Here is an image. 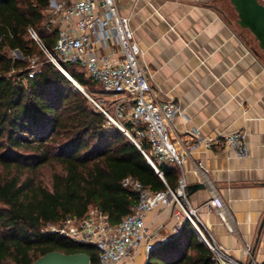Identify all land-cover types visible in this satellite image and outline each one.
<instances>
[{
  "label": "trees",
  "instance_id": "obj_1",
  "mask_svg": "<svg viewBox=\"0 0 264 264\" xmlns=\"http://www.w3.org/2000/svg\"><path fill=\"white\" fill-rule=\"evenodd\" d=\"M49 2L0 0V264H32L50 252L86 253L97 264L94 246L42 229L68 218L83 220L91 208L118 225L137 204V195L122 185L125 178L158 193L177 190L181 177L178 168L164 165L162 180L31 38L32 28L54 48L57 32L45 26ZM14 51L23 59L14 58ZM36 57L42 66L30 78ZM65 69L84 89L96 86L78 68ZM147 264L216 263L187 220L178 235L151 252Z\"/></svg>",
  "mask_w": 264,
  "mask_h": 264
},
{
  "label": "crops",
  "instance_id": "obj_2",
  "mask_svg": "<svg viewBox=\"0 0 264 264\" xmlns=\"http://www.w3.org/2000/svg\"><path fill=\"white\" fill-rule=\"evenodd\" d=\"M116 2L130 18L152 96L181 106L173 137L189 142L194 130L205 137L247 134L248 157L220 146L197 149L180 176L186 188L204 185L185 203L197 211L207 237L240 263L264 264V229L253 252L264 220V59L253 46V35L236 25L237 13L226 10L224 0ZM215 196L224 202L232 230L209 209ZM183 220L174 205L150 212L151 243L157 247L163 238L172 239ZM137 259L136 264H145L144 247L123 264Z\"/></svg>",
  "mask_w": 264,
  "mask_h": 264
},
{
  "label": "built area",
  "instance_id": "obj_3",
  "mask_svg": "<svg viewBox=\"0 0 264 264\" xmlns=\"http://www.w3.org/2000/svg\"><path fill=\"white\" fill-rule=\"evenodd\" d=\"M45 26L48 32H57L52 50L32 28L29 29L31 38L64 74L69 76L65 66H74L87 80L99 85L102 96L114 97L106 108L104 100H94L86 94L95 109L106 117L107 125L121 131L162 180L161 166H174L183 173L187 159L197 149L212 150L220 146L234 151L240 158L250 155L247 134L242 131L205 137L194 130L189 134V142L180 135L173 137V122L181 114V106L176 102L157 101L152 96L148 69L142 62V51L135 41L130 18L120 12L116 0H50ZM31 63L30 78H33L40 70L34 59ZM122 185L137 195V204L120 224L112 225L107 215L91 208L83 220L68 218L58 224H49L42 233L58 235L75 244L94 246L98 251L97 264H123L128 259L134 260L143 247L147 262L156 248L151 243L147 216L161 205H174L184 214L183 221L188 220L193 225L212 251L216 264H243L204 233L197 211L185 203L184 176L180 178L177 190L169 188L167 192L154 193L133 177L125 178ZM208 207L232 230L220 197H213ZM184 222L177 224L175 236ZM169 240L163 238L161 243Z\"/></svg>",
  "mask_w": 264,
  "mask_h": 264
},
{
  "label": "water",
  "instance_id": "obj_4",
  "mask_svg": "<svg viewBox=\"0 0 264 264\" xmlns=\"http://www.w3.org/2000/svg\"><path fill=\"white\" fill-rule=\"evenodd\" d=\"M230 3L238 15V25L241 28L250 31L256 42H258L259 48L264 53V0H230ZM17 52L21 55L19 51ZM66 76L71 80L70 76ZM73 84L75 85L74 82ZM78 90L86 96L85 92L81 91L80 89ZM203 188V184L187 187L186 198L191 196L196 190ZM263 229L264 220L260 226L258 238L256 240L253 252H255L256 247L258 246ZM149 259L150 255L146 264L148 263ZM32 264H92V261L91 257L86 253L64 254L61 252H50Z\"/></svg>",
  "mask_w": 264,
  "mask_h": 264
},
{
  "label": "rangeland",
  "instance_id": "obj_5",
  "mask_svg": "<svg viewBox=\"0 0 264 264\" xmlns=\"http://www.w3.org/2000/svg\"><path fill=\"white\" fill-rule=\"evenodd\" d=\"M224 2H225L224 4L226 6V10L233 12L234 8L231 5L230 0H224ZM235 22H236V25L238 26V23H237L238 22V15L237 14L235 15ZM252 43H253V46L255 47V49L260 53L261 57L264 59V53L262 52V50H260L258 42H256L254 36L252 37ZM11 55L16 59H19V60L23 59L22 56L17 51L12 52ZM40 61H41V58H40ZM38 62H39V58L36 57L34 59V64L37 68H39V67L41 68L42 64L41 63L38 64ZM84 90H85L86 94L88 96H90L91 98H93L94 100H104V102L106 104V106H105L106 108L109 107V103L114 101V97H112V96H107V95L102 96L103 94H102L101 89L99 88V85L91 86V87H89V89H84ZM91 105L93 106V108H95L92 103H91ZM43 174H44V178L48 179L49 175L51 174V170L50 169L44 170ZM136 263H138V259L135 260L134 264H136Z\"/></svg>",
  "mask_w": 264,
  "mask_h": 264
},
{
  "label": "bare ground",
  "instance_id": "obj_6",
  "mask_svg": "<svg viewBox=\"0 0 264 264\" xmlns=\"http://www.w3.org/2000/svg\"><path fill=\"white\" fill-rule=\"evenodd\" d=\"M69 76H70V75H69ZM70 78H71V76H70ZM71 80L75 83L76 88H78V89H80L81 91L85 92V90H84V88H83L82 86H80L78 83H76L72 78H71ZM85 93H86V92H85ZM169 198H172V195H171V194L169 195Z\"/></svg>",
  "mask_w": 264,
  "mask_h": 264
}]
</instances>
